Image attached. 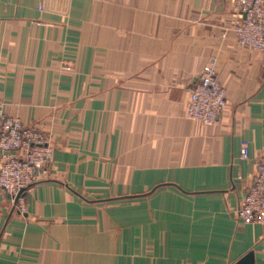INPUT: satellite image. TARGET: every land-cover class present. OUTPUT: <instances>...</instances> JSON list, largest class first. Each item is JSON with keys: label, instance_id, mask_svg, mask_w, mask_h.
<instances>
[{"label": "crops", "instance_id": "1", "mask_svg": "<svg viewBox=\"0 0 264 264\" xmlns=\"http://www.w3.org/2000/svg\"><path fill=\"white\" fill-rule=\"evenodd\" d=\"M242 18L234 0H0V99L54 150L24 211L0 189V264H264V225L236 215L264 158ZM212 59L228 104L203 126L187 103Z\"/></svg>", "mask_w": 264, "mask_h": 264}, {"label": "built area", "instance_id": "2", "mask_svg": "<svg viewBox=\"0 0 264 264\" xmlns=\"http://www.w3.org/2000/svg\"><path fill=\"white\" fill-rule=\"evenodd\" d=\"M236 1L243 13V21L235 27L239 44L264 53V0ZM227 104V90L218 79L216 60L212 59L191 88L187 115L203 126H211L219 122ZM49 142L41 127L24 125L18 117L9 115L0 99V188L17 195L32 183L53 159ZM241 157L250 158L248 147L242 149ZM236 215L244 223L264 225V158L257 162L254 178Z\"/></svg>", "mask_w": 264, "mask_h": 264}, {"label": "rangeland", "instance_id": "3", "mask_svg": "<svg viewBox=\"0 0 264 264\" xmlns=\"http://www.w3.org/2000/svg\"><path fill=\"white\" fill-rule=\"evenodd\" d=\"M235 1V3H236V5H237V7H238V9L240 10V13H241V15L243 14L241 11V7L239 6V4H238V2L236 1V0H234ZM242 17H243V15H242ZM243 19V18H242ZM243 21V20H242ZM198 82V81H197ZM196 82V83H197ZM195 83V84H196ZM194 84V85H195ZM193 85V86H194ZM227 90V89H226ZM2 100V99H1ZM227 101H228V98H227ZM5 102V101H4ZM5 105H6V102H5ZM6 112H7V110H6ZM8 113V112H7ZM9 115H12V114H10V113H8ZM12 116H16V117H18L22 122H23V120H22V118L19 116V115H12ZM23 124L24 125H26L24 122H23ZM29 126V125H28ZM38 127H40V126H38ZM43 129V128H42ZM43 131H44V133L48 136V138H49V143L51 144V139H50V137H49V134L43 129ZM52 146V145H51ZM52 149H53V147H52ZM53 156H54V150H53ZM1 158V157H0ZM53 160V159H52ZM51 163H52V161H51ZM51 163L49 164V165H51ZM48 165V166H49ZM48 166H46V167H44L41 171H40V173L36 176V179L32 182V183H30L28 186H26V187H24V188H22L18 193H17V195H14V194H11L9 191H7L6 189H3V188H0V189H2V190H4V191H6L7 193H9L10 194V196H11V198L13 199V201H14V205H15V207H18V209L20 210V211H24L25 210V207H24V194H22V193H24L23 192V189H25V192L27 191V189L31 186V185H33V184H35L36 182H39V179L43 176V174L45 173V170L48 168Z\"/></svg>", "mask_w": 264, "mask_h": 264}, {"label": "water", "instance_id": "4", "mask_svg": "<svg viewBox=\"0 0 264 264\" xmlns=\"http://www.w3.org/2000/svg\"><path fill=\"white\" fill-rule=\"evenodd\" d=\"M22 194H25V189H23ZM255 261V257H254V252L251 251L250 253H248L247 255H245L242 259H240L237 263L235 264H253Z\"/></svg>", "mask_w": 264, "mask_h": 264}]
</instances>
